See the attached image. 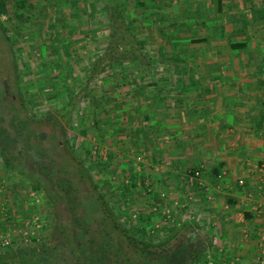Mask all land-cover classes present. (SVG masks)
I'll list each match as a JSON object with an SVG mask.
<instances>
[{
	"label": "rangeland",
	"instance_id": "rangeland-1",
	"mask_svg": "<svg viewBox=\"0 0 264 264\" xmlns=\"http://www.w3.org/2000/svg\"><path fill=\"white\" fill-rule=\"evenodd\" d=\"M51 1L53 4L45 6L42 12L33 16L35 18L30 25L18 33L10 32L20 68V90L30 105H36L34 110L39 115L60 107L63 101L74 96L75 90L83 86L85 79L89 77L90 66L103 53L109 35L108 24L105 16L100 13L101 9L97 10L96 19L89 21L92 33L86 35L85 31L89 26L69 16L78 11L75 0H70L63 14L56 11V0ZM116 1L134 15L133 22L137 21L142 38L148 43L147 50H153L150 53L155 65L139 71L135 64L126 63L108 69L92 80L89 84L93 94L107 95L106 102L100 104L102 114L97 117L95 124V103L92 96L88 99L81 98L73 123L68 127V136L74 138V144L81 153L91 151L88 165H93L95 157L106 160L105 176L101 177L96 169L93 175L98 183L106 185V190H116L113 196L121 198L119 191L126 185L130 186V177H135L137 188L131 189L127 194L129 200L120 204V208L117 207V210H123L124 216H132L140 222L152 211L150 227L157 230L159 235H167L171 229L184 228L201 237L202 231L210 230L207 225L196 222V217L192 218V223H184L186 215H193L190 207L194 203H187L186 196L194 195L192 190L196 191V188L195 184L187 187L179 184L182 182L181 176L189 177L190 174L185 172V165L181 160L170 156L173 150L178 149L179 140H172L171 136L164 133L163 117L166 98L171 96L173 101L179 96L178 86L173 85L174 81L169 76L173 74L170 72L173 70L171 65L175 61L186 64L184 69L192 67L187 61L189 55L184 53L189 51L187 44L190 39L199 36V30L205 24L211 26L212 9L216 4L213 3L214 0H165L162 4H152L147 9H137L136 0ZM228 1L224 0L226 7ZM29 2L40 7L44 0ZM12 3L10 1L8 4L11 6ZM235 3L236 0H233L230 4L235 6ZM251 3L252 9L262 16L264 6L261 1L252 0ZM153 15H159L162 19L169 17V20L166 18L162 22L157 18L153 19ZM65 18H69V27L63 30L61 24ZM82 18L87 21L88 15L85 14ZM1 20L6 26H10L5 16ZM63 31L71 36L64 46L60 44V39L57 38V42L54 40V35L60 36L59 33ZM51 41L59 43L57 50L50 46ZM0 44V77L9 76L13 56L7 42H1L0 39ZM57 59L64 70L56 68ZM67 61L71 70H66ZM47 63H51L49 65L52 70L47 68ZM14 76L15 74L12 77L16 78ZM132 76L137 78L138 83H129ZM41 130L44 134H50L57 129L50 121H46ZM179 166L184 168L179 169ZM185 190H188L187 193ZM163 195L166 197L163 198ZM209 197L213 200L212 194L209 193ZM47 207L43 196L36 192L32 183L9 172L0 159V250L26 247L34 241L48 238L51 216L48 215ZM153 207L157 209L153 210ZM167 211L171 215L170 220L167 219ZM6 239H10L11 244L4 247L2 243ZM207 255H210V258L206 257L212 264H218L220 254L218 255L217 250H211Z\"/></svg>",
	"mask_w": 264,
	"mask_h": 264
},
{
	"label": "trees",
	"instance_id": "trees-1",
	"mask_svg": "<svg viewBox=\"0 0 264 264\" xmlns=\"http://www.w3.org/2000/svg\"><path fill=\"white\" fill-rule=\"evenodd\" d=\"M10 1L13 2L11 6L8 4ZM29 1L0 0V39L1 42H7L13 56L12 72L9 76L0 77V159L9 172L32 183L36 192L43 196L48 206V215L51 216V229L44 241H34L26 247L0 250V264L207 263L206 256L212 250V244L199 238L192 230L171 229L167 235L161 236L150 227L152 211L145 220L137 222L132 216H124L123 210H117L120 204L129 200L127 194L131 189L137 188L135 177H130V186L118 189L121 198L113 196L115 189L106 190V185L98 183L93 175L96 169L101 177L105 176L106 160L95 157L93 165H88L91 151L81 153L74 144V138L68 136V127L73 123L81 98L88 99L92 96L95 103V124L97 117L102 114L100 104L106 102L107 95L93 94L89 84L92 80L106 70L126 63L135 64L139 71L154 64L150 53L153 50H147L148 43L143 40L137 21L133 22L132 12L128 8H122L116 0H75L78 11L69 16L89 26L85 34L92 33L89 21L95 20L97 10L101 9L100 13L105 16L108 24L109 35L103 53L90 66L89 77L85 79L83 86L75 90L74 96L63 101L60 107L39 115L34 110L36 105H30L20 90V68L10 32H20L33 22V16L53 3L51 0H44L38 7ZM164 1L136 0V8L147 9L152 4H162ZM219 3L221 4V0ZM69 4L70 0H56L54 7L63 14ZM85 14L88 15L87 21L82 18ZM4 16L9 27L1 20ZM156 18L162 22L166 18L169 20V17L162 19L159 15H153V19ZM61 25L63 30L67 29L69 18H65ZM59 34L60 36L54 35V40L57 42V38L60 39L63 46L68 44L71 36L64 31ZM53 42L51 41L50 46L56 49L59 43ZM58 62L57 59L56 68L64 70ZM49 64L51 63H47V68L52 70ZM65 66L66 70H71L68 61ZM171 67L173 72H170L173 74L169 76L174 81L173 85L176 84L178 89L184 87L186 78L182 72L186 64L174 61ZM14 74L16 78L12 77ZM136 80L132 76L129 83H138ZM46 121H50L57 130L44 134L41 126ZM45 139L47 140L44 141ZM195 172L192 171V175L195 176ZM154 209L157 207H153ZM251 218L252 214L246 211L231 214L234 223H244Z\"/></svg>",
	"mask_w": 264,
	"mask_h": 264
},
{
	"label": "crops",
	"instance_id": "crops-1",
	"mask_svg": "<svg viewBox=\"0 0 264 264\" xmlns=\"http://www.w3.org/2000/svg\"><path fill=\"white\" fill-rule=\"evenodd\" d=\"M231 1L226 7L214 0L211 26L187 44L192 67L182 72L178 99L165 100L163 130L179 140L170 156L191 176L179 184L196 188L186 196L194 203L184 223L196 217L210 228L199 238L218 251V264H257L264 250V13L252 9V0ZM235 211L252 218L234 223Z\"/></svg>",
	"mask_w": 264,
	"mask_h": 264
},
{
	"label": "built area",
	"instance_id": "built-area-1",
	"mask_svg": "<svg viewBox=\"0 0 264 264\" xmlns=\"http://www.w3.org/2000/svg\"><path fill=\"white\" fill-rule=\"evenodd\" d=\"M259 170H260L261 172H264V165H262V166L259 168ZM239 184H240V185H243V181H239ZM263 188H264V182H263ZM162 197L165 198L166 195H163ZM166 214H167V219L170 220V219H171V215L169 214V211H167ZM134 217H135V215H134ZM36 219L38 220L39 218H36ZM10 244H11L10 239H6V240L3 241L2 246L7 247V246H9ZM257 264H264V250H263V253H262V255L260 256V258H259Z\"/></svg>",
	"mask_w": 264,
	"mask_h": 264
}]
</instances>
